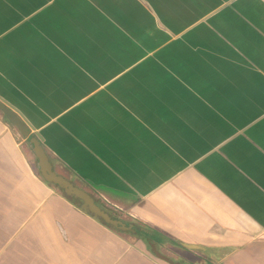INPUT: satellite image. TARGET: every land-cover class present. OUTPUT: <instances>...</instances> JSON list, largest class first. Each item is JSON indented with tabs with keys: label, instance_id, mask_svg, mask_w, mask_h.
Listing matches in <instances>:
<instances>
[{
	"label": "crops",
	"instance_id": "obj_1",
	"mask_svg": "<svg viewBox=\"0 0 264 264\" xmlns=\"http://www.w3.org/2000/svg\"><path fill=\"white\" fill-rule=\"evenodd\" d=\"M0 105V264H264V0H0Z\"/></svg>",
	"mask_w": 264,
	"mask_h": 264
},
{
	"label": "water",
	"instance_id": "obj_2",
	"mask_svg": "<svg viewBox=\"0 0 264 264\" xmlns=\"http://www.w3.org/2000/svg\"><path fill=\"white\" fill-rule=\"evenodd\" d=\"M0 109L8 117L9 122L13 126L18 128L23 133H25V134L27 133V131L24 129V126L22 125V123L19 121V119L12 112L8 111L7 109L2 107L1 105H0ZM32 144H33V152H34V154H35V156L39 162V172L47 183H51L53 185H56L57 187H59L60 189H62L64 191L65 195H67L69 197H77V198L83 200V202L87 203V207L91 206L92 212L94 213V215L96 217L101 216L102 218H105L108 222H111L105 215H103L96 208V206L94 204H92V202L88 196H86L81 191L73 189L72 186L69 185L68 183H66L62 178L56 176L51 171L50 165H49V163L46 159V156H45L44 152L42 151L39 143L36 142L35 140H32Z\"/></svg>",
	"mask_w": 264,
	"mask_h": 264
}]
</instances>
